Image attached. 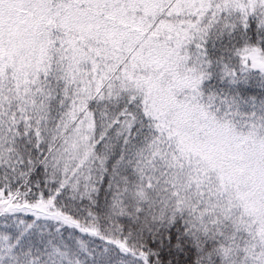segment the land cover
Here are the masks:
<instances>
[{"label": "snow or ice", "instance_id": "1", "mask_svg": "<svg viewBox=\"0 0 264 264\" xmlns=\"http://www.w3.org/2000/svg\"><path fill=\"white\" fill-rule=\"evenodd\" d=\"M0 264H264V0H0Z\"/></svg>", "mask_w": 264, "mask_h": 264}]
</instances>
